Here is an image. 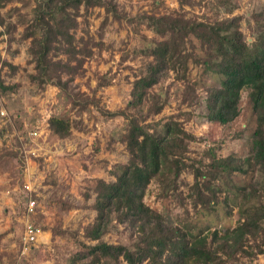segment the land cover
<instances>
[{
	"label": "rangeland",
	"instance_id": "rangeland-1",
	"mask_svg": "<svg viewBox=\"0 0 264 264\" xmlns=\"http://www.w3.org/2000/svg\"><path fill=\"white\" fill-rule=\"evenodd\" d=\"M39 1L55 0H0L4 19L0 22V54L18 66L13 70L0 63V80L12 87L0 88V110L8 113L0 117V264L89 262L86 244L95 241L86 238L85 229L97 214L93 207L96 196L116 181L115 171L121 172V165L133 164L139 140L125 116L108 111L125 109L144 123L172 118L191 135L184 156L188 166L176 184H171V174L141 177L140 166H131L132 181H146L143 200L164 215L166 224L194 234L210 236L216 229L224 234L243 220V191L255 195L246 206L264 205V165L256 162L253 150L257 116L249 89L242 90L240 114L234 120L225 124L211 121L207 118V92L220 85V76L190 61L185 75L170 70L151 87L141 111L128 107L134 80L146 71L155 42L166 36L165 26L155 22L156 17L175 10L208 22L240 16L249 46L242 59L249 62L264 52V0H190L183 7L180 0H103V4L89 7L84 0H64L56 18L76 14L78 25L71 32L81 50L79 60L72 62H81L78 72L72 79L71 74H62L69 79L66 88L42 85L30 77L36 70L29 47L42 33L35 23L49 21L38 10ZM32 31L27 37L26 32ZM49 32L57 44L61 33L55 22L49 25ZM192 41L202 54L199 40ZM54 58L65 60L66 54ZM52 116L69 121V135L61 137L52 131ZM210 150L217 157L235 155L245 170L233 172L221 185L219 180L209 179L204 191L215 194L218 202L206 208L195 195L194 170L206 168L200 159L210 161ZM29 198L35 200L30 213ZM28 222L42 231L33 244L24 242ZM140 223L135 217L119 221L113 214L102 238L133 249L141 240ZM260 242L264 247V235L256 240L251 237L245 247L256 251ZM225 264H264V252H239Z\"/></svg>",
	"mask_w": 264,
	"mask_h": 264
},
{
	"label": "trees",
	"instance_id": "trees-1",
	"mask_svg": "<svg viewBox=\"0 0 264 264\" xmlns=\"http://www.w3.org/2000/svg\"><path fill=\"white\" fill-rule=\"evenodd\" d=\"M64 0L44 3L39 1L40 10L49 20L46 24L35 25L42 30L38 37L32 39L29 52L35 62V73L30 77L40 84L54 83L60 88H66L69 79L78 72L81 62L73 64L81 50L74 44V34L71 32L78 25L76 14L61 15ZM190 0H180V6L188 4ZM87 7L103 4V0H84ZM240 16L218 19L214 22L187 17L184 11L175 10L156 17L155 22L162 23L166 29V36L155 42L151 49V59L147 63L146 71L133 82L129 108L141 111L153 85L168 71L173 70L186 74L189 62L193 61L203 66L208 72L220 76V85L208 88L207 118L211 121L229 123L240 114L242 90L249 89V96L253 110L257 116V127L253 131V150L257 163L264 165V52L261 57L243 62L242 57L249 49L247 40L240 28ZM0 22L4 19L0 13ZM55 22L61 40L53 43L50 37L49 25ZM48 26V27H47ZM3 31L0 29V36ZM32 32H26L31 36ZM192 38L199 40L202 54H199ZM189 43V44H188ZM59 53L66 54V59L54 58ZM1 65H8L16 70L17 65L3 59L0 54ZM71 74L69 79H63L62 74ZM0 88H12L2 84ZM161 107L155 109L160 111ZM110 115H122L128 119L130 127L135 131L139 140L135 145L136 156H132V163H125L115 171L116 181L105 192L96 196L93 204L97 211L93 223L85 229L86 238L95 241L86 244L90 256L84 264H225L228 260H235L239 252L256 255L263 253L264 247L257 244L256 251H249L247 241L255 240L264 235V205L246 206L245 202L253 198L250 192L243 191L244 202L240 210L243 220L224 234L214 230L211 235L194 234L183 230L177 225H168L164 215L150 207L144 200L146 181L139 182L131 179V166H140L141 177L148 178L171 174L170 182L175 183L183 170L188 166L185 155L188 150V138L191 136L172 118L167 121L144 123L136 114H129L125 109L108 111ZM50 128L61 137L70 134V123L67 119L52 116L49 120ZM210 161L200 163L194 170V191L197 200L206 208L218 202L213 196L205 193L207 181L211 179L224 182L235 171L245 170L241 159L235 155L217 157L213 150L208 153ZM168 177V176H167ZM206 179V180H205ZM211 187V186H210ZM222 187H215L220 190ZM242 189H239V191ZM240 191V192H241ZM226 198L228 196L226 195ZM209 205V206H208ZM113 214L119 221L129 217L141 220L140 242L130 249L124 244H114L103 240ZM210 238V239H209ZM144 244V245H142ZM223 254V255H222Z\"/></svg>",
	"mask_w": 264,
	"mask_h": 264
},
{
	"label": "built area",
	"instance_id": "built-area-1",
	"mask_svg": "<svg viewBox=\"0 0 264 264\" xmlns=\"http://www.w3.org/2000/svg\"><path fill=\"white\" fill-rule=\"evenodd\" d=\"M8 116V113L4 110H0V117L4 118ZM31 134L37 135V131H32ZM28 187V186H27ZM35 207V200L33 198H29L27 201V212H33ZM42 231L40 227L34 225L33 223H26L25 231H24V242L26 244H33L38 241L39 236L41 235Z\"/></svg>",
	"mask_w": 264,
	"mask_h": 264
}]
</instances>
